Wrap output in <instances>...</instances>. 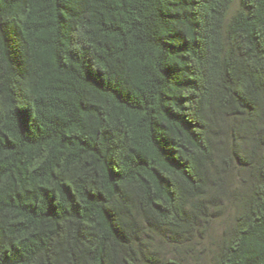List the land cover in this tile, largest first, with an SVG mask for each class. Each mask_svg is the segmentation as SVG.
<instances>
[{
  "label": "trees",
  "instance_id": "obj_1",
  "mask_svg": "<svg viewBox=\"0 0 264 264\" xmlns=\"http://www.w3.org/2000/svg\"><path fill=\"white\" fill-rule=\"evenodd\" d=\"M227 203L204 264H264V0H0V264H181Z\"/></svg>",
  "mask_w": 264,
  "mask_h": 264
},
{
  "label": "rangeland",
  "instance_id": "obj_2",
  "mask_svg": "<svg viewBox=\"0 0 264 264\" xmlns=\"http://www.w3.org/2000/svg\"><path fill=\"white\" fill-rule=\"evenodd\" d=\"M234 207L230 206V203H227L225 208L222 209V212L219 214L216 220L211 222L209 227L206 228V232H203V237L197 236L198 242L196 245L192 244L191 242L190 247H181L178 248V251L176 250L177 253V258L181 262V264H204L212 253V250L214 249L215 246V239H217L224 227H227L232 219V214H233ZM198 247L199 251V259L196 261L189 259L187 256L189 253L188 249H196ZM192 251V250H191Z\"/></svg>",
  "mask_w": 264,
  "mask_h": 264
}]
</instances>
